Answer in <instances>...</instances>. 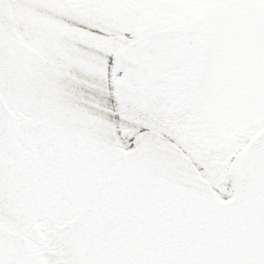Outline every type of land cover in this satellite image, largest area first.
<instances>
[{"label":"snow or ice","instance_id":"snow-or-ice-1","mask_svg":"<svg viewBox=\"0 0 264 264\" xmlns=\"http://www.w3.org/2000/svg\"><path fill=\"white\" fill-rule=\"evenodd\" d=\"M0 264H264V0H0Z\"/></svg>","mask_w":264,"mask_h":264}]
</instances>
